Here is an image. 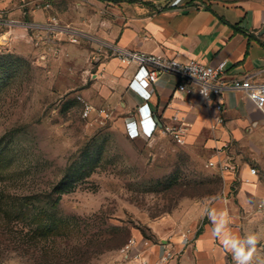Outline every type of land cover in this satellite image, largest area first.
<instances>
[{"label":"rangeland","instance_id":"obj_1","mask_svg":"<svg viewBox=\"0 0 264 264\" xmlns=\"http://www.w3.org/2000/svg\"><path fill=\"white\" fill-rule=\"evenodd\" d=\"M46 2L39 24L29 7L19 21L0 17V34L9 32L0 42V264H138L122 247L98 252L104 236L152 238L149 225L189 208L181 194L208 197L216 174L202 144L162 131L131 139L108 107L107 119L82 115L97 50L82 23L117 16L90 0L34 7ZM63 179L56 217L46 216ZM55 220L63 223L51 232Z\"/></svg>","mask_w":264,"mask_h":264},{"label":"crops","instance_id":"obj_2","mask_svg":"<svg viewBox=\"0 0 264 264\" xmlns=\"http://www.w3.org/2000/svg\"><path fill=\"white\" fill-rule=\"evenodd\" d=\"M37 1L0 0V17L19 21L21 7H29L32 23L39 24L49 4L36 9ZM90 1L107 6L117 19L82 23L97 38L96 68L84 93L94 106L122 114L124 129L144 103L129 89L130 82L147 69L122 64L104 48L105 42L181 61L198 59L213 66L225 61L227 77L264 82V0H183L175 7L169 6L172 0ZM8 33L0 34V42L7 41ZM176 82L170 74L160 76L146 100L150 113L159 128H187L185 141L204 146L207 165L222 178V187L203 200L188 198L189 208L152 222V238H136L129 257L155 264L166 249L176 255L165 264H233L232 253L243 247L245 253L252 251L246 264H264V214L257 207L264 202V108L244 92L227 89L220 112L206 106L197 92H175ZM221 116L223 123L218 122ZM249 236L256 237L254 250Z\"/></svg>","mask_w":264,"mask_h":264},{"label":"built area","instance_id":"obj_3","mask_svg":"<svg viewBox=\"0 0 264 264\" xmlns=\"http://www.w3.org/2000/svg\"><path fill=\"white\" fill-rule=\"evenodd\" d=\"M183 0H172L169 6L175 7L181 4ZM202 6V5H201ZM107 51L110 52L124 65H137L146 68L144 76L134 77L130 82L129 89L137 94L143 104L139 107L138 118L133 117L125 121V130L131 139L139 137H152L157 131L170 134L177 142L184 143L187 128L184 126L159 128L150 113L146 100L150 96V88L159 81L162 74H170L176 78L175 92L192 94L197 92L203 99V102L209 108H214L220 112L223 111L221 96L227 89L242 91L257 107L264 108V82H259L251 76L239 78H229L225 75L226 62H220L217 66L210 65L198 59H189L181 61L176 58H170L163 54H148L140 51L121 47L117 44H104ZM82 102V115L89 117L93 112L102 119L111 117L110 111L105 107H95L89 101L80 98ZM219 123L224 122V117L218 118ZM225 144L223 148H228ZM209 162V165H213ZM229 166L225 164L224 169ZM251 174H257L255 168L250 169ZM248 181V180H247ZM258 210L264 214V202L258 204ZM136 238H129L122 247V252L129 256L132 249L137 245ZM148 244V241H144ZM176 254L164 249L160 260L155 264H165ZM233 264H238L236 251L231 255ZM142 264H146L145 262Z\"/></svg>","mask_w":264,"mask_h":264},{"label":"trees","instance_id":"obj_4","mask_svg":"<svg viewBox=\"0 0 264 264\" xmlns=\"http://www.w3.org/2000/svg\"><path fill=\"white\" fill-rule=\"evenodd\" d=\"M101 1H111L113 3H118L119 0H101ZM194 2V0H190L189 4H192ZM210 182L213 184V186L211 188H209L206 192V194L208 195V197L216 195L222 187V178L219 175H214L210 178ZM66 190V184H64V179L61 180L60 182H58L56 184V186H54L52 188V193L51 195H58L55 198H52V201L50 203L49 209H43L42 211L44 212V214H46V216L49 217H56L57 214V209H58V201L61 199V194L64 193V191ZM181 197H196L195 195H190V194H181ZM166 212H169L170 210H165ZM63 222L60 221H56L53 223H49L47 228L49 231H53L56 228H58L59 226H62ZM146 236V235H145ZM147 237V236H146ZM128 237L127 234H122L120 231H112L109 232L106 236H104V238L102 239V242L99 246L98 252H102L104 250H108V249H117V248H121L126 244Z\"/></svg>","mask_w":264,"mask_h":264},{"label":"clouds","instance_id":"obj_5","mask_svg":"<svg viewBox=\"0 0 264 264\" xmlns=\"http://www.w3.org/2000/svg\"><path fill=\"white\" fill-rule=\"evenodd\" d=\"M247 243L248 245L252 246V250H254V246L256 244V237L249 236ZM251 255H252V251H248L247 253H245L243 247L236 248V259L238 264H246V262L249 260Z\"/></svg>","mask_w":264,"mask_h":264}]
</instances>
